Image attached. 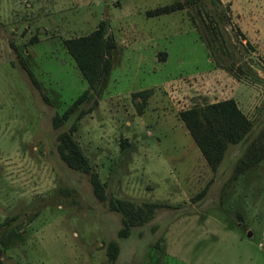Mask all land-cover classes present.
Wrapping results in <instances>:
<instances>
[{"label":"rangeland","instance_id":"1","mask_svg":"<svg viewBox=\"0 0 264 264\" xmlns=\"http://www.w3.org/2000/svg\"><path fill=\"white\" fill-rule=\"evenodd\" d=\"M179 1L184 9L147 15ZM187 1L0 0L6 264H264V161L231 181L264 130V0ZM102 20L118 42L113 71L101 95L92 91L85 107L94 99L98 105L80 119L74 137L108 198L169 204L123 238V214L60 157L58 135L69 124L53 125V116L90 87L65 40ZM147 89L152 94L140 112L143 99L133 94ZM228 98L254 128L214 171L180 113ZM112 241L116 260L109 256Z\"/></svg>","mask_w":264,"mask_h":264},{"label":"trees","instance_id":"2","mask_svg":"<svg viewBox=\"0 0 264 264\" xmlns=\"http://www.w3.org/2000/svg\"><path fill=\"white\" fill-rule=\"evenodd\" d=\"M194 2L195 0L187 1L188 4ZM185 6L186 3L179 1L148 10L147 15L152 17L167 14L184 9ZM65 45L90 87L79 94L64 112L53 116V125L56 129L62 128L67 123L69 124L68 129H62L59 132L58 152L61 159L70 168L89 176L94 192L99 199L109 200L110 209L123 214L124 228L120 230L119 237H127L131 234L135 225L151 220L159 209L169 207V204L161 202L139 204L126 198H108L105 183L94 171L88 157L74 137L75 132L79 129L80 119L92 112L98 105V100L94 99V103L90 107H85V104L93 100L92 91L95 90L98 95H101L108 84L113 71L114 54L118 48V42L108 32V21L102 20L92 32L66 39ZM23 68L31 81L41 88V84L30 65L23 61ZM151 94V89L133 94L134 98L141 97L143 99L138 104L140 112L146 106ZM180 117L201 150L206 162L214 171L219 168L225 159L230 146L247 141L254 128V122L241 109L234 98L183 110ZM262 161H264V130L260 136L248 144L245 154L236 164L231 181L238 180L240 176ZM118 254V243L112 241L109 245L111 260H116ZM0 264L6 263L0 259Z\"/></svg>","mask_w":264,"mask_h":264},{"label":"crops","instance_id":"3","mask_svg":"<svg viewBox=\"0 0 264 264\" xmlns=\"http://www.w3.org/2000/svg\"><path fill=\"white\" fill-rule=\"evenodd\" d=\"M252 37V36H251ZM251 37H250V39H251ZM252 39H253V37H252Z\"/></svg>","mask_w":264,"mask_h":264},{"label":"water","instance_id":"4","mask_svg":"<svg viewBox=\"0 0 264 264\" xmlns=\"http://www.w3.org/2000/svg\"><path fill=\"white\" fill-rule=\"evenodd\" d=\"M252 233H250V235H251Z\"/></svg>","mask_w":264,"mask_h":264}]
</instances>
